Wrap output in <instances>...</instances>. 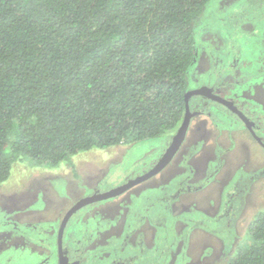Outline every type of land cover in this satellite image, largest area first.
<instances>
[{"label":"rangeland","instance_id":"1","mask_svg":"<svg viewBox=\"0 0 264 264\" xmlns=\"http://www.w3.org/2000/svg\"><path fill=\"white\" fill-rule=\"evenodd\" d=\"M200 21V44L187 74V90L224 66V73L241 75L236 94L251 92L253 86L264 101V4L212 0ZM198 101L193 96L189 106ZM246 107L250 121L260 126L254 104L248 101ZM242 127L195 116L163 171L104 200L79 227H74L79 215L100 203L70 216L67 223L77 234L88 228L116 236L106 239L107 246L93 248L97 254L101 251L97 260L94 251L88 254L91 249L82 247L87 235L79 245L80 259L87 264H226L252 217L264 207V149L237 129ZM174 133L81 152L71 156L70 164L61 162L54 169L17 162L0 186V264H56L57 231L66 212L91 189L104 193L140 177L160 160ZM194 161L199 174L184 177L179 164ZM68 230L65 227V235ZM72 236L69 233L67 242Z\"/></svg>","mask_w":264,"mask_h":264},{"label":"trees","instance_id":"2","mask_svg":"<svg viewBox=\"0 0 264 264\" xmlns=\"http://www.w3.org/2000/svg\"><path fill=\"white\" fill-rule=\"evenodd\" d=\"M211 1L0 0V186L17 162L173 133ZM262 209L226 264H264Z\"/></svg>","mask_w":264,"mask_h":264},{"label":"flooded vegetation","instance_id":"3","mask_svg":"<svg viewBox=\"0 0 264 264\" xmlns=\"http://www.w3.org/2000/svg\"><path fill=\"white\" fill-rule=\"evenodd\" d=\"M219 57L221 58V55H219ZM211 65L214 66L213 60H211ZM208 68H209V66H208ZM224 70H225V68L223 66L221 71L218 70V71H220L218 74H217V72H218L217 71L215 74H213L211 76L204 77L203 78L204 83L201 85H198L199 88L206 87V88H208L207 90H213L214 95H217L219 98L222 99V101H220L219 103H216V102L214 103L212 100H209V99L204 98L202 96H196V97H199V101L194 103L190 107L189 112L198 113V114L200 112L199 115L205 114L208 118H215L219 124H222L224 121L226 127H230V126H234V125H241L243 127L237 128V129L240 132L246 133L255 144H257L259 147L264 149V136H263V132L261 130V128H264V125H261V121H264V101L260 100L255 95L256 88H253V86H252V89H250L251 92L248 90V92H245V93L241 92V93L236 94V90H234V88L241 83V81H242L241 75H236L235 71H234V75H232V74L229 75L228 73H224ZM255 80H256V78H253V80H252L253 83ZM243 84H244V81H243ZM195 88H197V87H195ZM191 98L192 97H190V100H191ZM244 99L246 102H243ZM224 100L231 101L232 105L229 104V105L225 106ZM248 101H251L254 104L253 115H256L257 117L260 118V126H259V122H253L254 125L252 127V130L254 131L256 136L253 135L252 133H250V131L245 128L246 126L244 125V123L242 121V115H245L248 119L247 122H249V123L251 122L250 121L251 119L245 114V112L248 113L246 110V108H247L246 106L248 105ZM207 103H211V105L209 107L215 108L214 112L212 114L209 111V107L205 106V105H207ZM260 103H262V109L258 108V104H260ZM248 115H250V114L248 113ZM215 127H217V124ZM180 148H181V146H180ZM158 161H159V159L153 163V166L150 169H148L145 173L141 174L140 176L151 171L155 167V165L157 164ZM178 168L184 170V177H188V175L190 173H192L193 176H196L199 174V165H198L197 161H194L191 164H189V162H185V163L181 162L179 164ZM153 177H155V175L152 176V178ZM178 177H181V174H179ZM128 181L129 180H127L126 182H124L121 185H124ZM91 191L92 192L88 196H84L80 200H83L85 197L95 198L99 194H102V193H98L95 189H91ZM80 200H78L76 203H78ZM108 200H110V199H108ZM98 202L100 204L93 207L95 209L94 211H92L91 209H87L79 215V217L75 221L74 227H79V225L82 224V221L84 220V218L87 214H89L91 212H94V214H95V212L97 213L96 210H100L102 204H105L104 201H100V200H96L95 202H92L90 204H94V203H98ZM75 204L66 212L65 215H67L70 210L72 211ZM90 204H87L83 207H80V209L77 210L76 212L72 211L74 213L71 215L70 219L72 217H74V215L77 212L81 211L82 209H84L85 207H87ZM102 210L104 211L103 208H102ZM60 224H61V222H60ZM67 226H68L69 230L66 232V235L63 233V237L65 235V239L62 240V248H61L60 253H59V248L57 245H56V249L54 250L55 251L54 253L56 255V257L54 258L56 261V264H87V259H86V261L81 260L80 254H79V253H81V250L79 249V245H80L81 241H83V242L85 241L84 239L87 237V235H88V237L86 238V242H84L82 247L84 249H91L90 251H88V254L91 253V251H94V249H93L94 247L96 249L100 247V249H101V247L107 246L108 245L107 243H109V241L107 242L106 239L110 238V236H112V240L116 239V236L114 234H111L109 230L106 231V229L104 231H101L98 229H95L93 231H88L87 226H85L87 228V230H84V231L80 230L79 234H77L75 232V228L72 226L71 223L68 222L66 224V227ZM109 228L113 229L114 226H110ZM87 231L89 234L87 233ZM64 232H65V229H64ZM69 233H72L73 236L70 238V242L69 241L67 242V238L69 236ZM77 236H78V238L75 240L74 238ZM90 240L93 241L91 244H89ZM75 246L77 248L75 249L76 251L74 252ZM72 252H74L75 254H73ZM94 253H96V251H94ZM95 257L97 258V260H99V258L101 257V251L98 254L96 253ZM9 262H11V261L9 260Z\"/></svg>","mask_w":264,"mask_h":264},{"label":"water","instance_id":"4","mask_svg":"<svg viewBox=\"0 0 264 264\" xmlns=\"http://www.w3.org/2000/svg\"><path fill=\"white\" fill-rule=\"evenodd\" d=\"M207 89L208 88L203 87V88H198L195 90H189L185 93V95H184L185 113H184L181 125L178 128V130H176L175 135L172 137L169 146L167 147V149L165 150V152L161 156L160 160L157 162V164L155 165V167L151 171H149L148 173H146L140 177H137L133 180H129L124 185L116 187L115 189H112L110 191L99 194L95 198H86V199L80 200L78 203L75 204L72 211L76 212L77 210L80 209V207H83L87 204L95 202L96 200L104 201V200H108L110 198H113L114 196L118 195L119 193L133 187L135 184H137L141 181H144V180L156 175L161 170H163L170 163V161L173 159L174 155L177 153L181 144L183 143L185 136H186V130L189 127L190 120L193 117L198 115V113L189 112L190 108H189L188 101H189L190 97L202 96L204 98L212 100L214 103L215 102L219 103L220 101H222L221 98H219L217 95H214L213 90H207ZM224 103H225V106H227L229 104L232 105L231 101H228V100H224ZM247 120H248L247 117L245 115H242V121H243L244 125L246 126L245 128L247 130H249L250 133L255 135L254 131L252 130L254 123H252V122L249 123V122H247ZM72 211L70 210L69 213L67 215H65V217L62 219L59 230H58V239L57 240H58L59 253H60L61 248H62L64 229L66 227V224H67L69 217L74 213Z\"/></svg>","mask_w":264,"mask_h":264},{"label":"clouds","instance_id":"5","mask_svg":"<svg viewBox=\"0 0 264 264\" xmlns=\"http://www.w3.org/2000/svg\"><path fill=\"white\" fill-rule=\"evenodd\" d=\"M198 88H199V87L194 88V89H191V90H195V89H198ZM187 91H188V90H187ZM187 91H186V92H187ZM189 101H190V99H189ZM189 101H188V103H189ZM190 107H191V106H189V108H190ZM198 112H199V111H198ZM199 114H200V112H199ZM199 114H198V115H199ZM198 115H197V116H198ZM201 115H205V114H201ZM193 118H194V117H193ZM182 120H183V119H182ZM191 120H192V119H191ZM191 120H190V122H191ZM181 122H182V121H181ZM180 125H181V124H180ZM180 125H179V127H180ZM189 125H190V123H189ZM179 127H178V128H179ZM178 128H177L176 130H178ZM176 130H174L175 133H176ZM175 133H174V135H175ZM174 135L171 136V139H172V137H173ZM171 139H170V142H171ZM184 140H185V139H184ZM183 142H184V141H183ZM169 144H170V143H169ZM182 144H183V143H182ZM182 144H181V145H182ZM168 146H169V145H168ZM166 149H167V148H166ZM164 152H165V151H164ZM164 152H163V153H164ZM177 152H178V151H177ZM162 155H163V154H162ZM175 155H176V154H175ZM175 155H174V156H175ZM173 158H174V157H173ZM172 160H173V159H172ZM172 160H171V161H172ZM171 161H170V162H171Z\"/></svg>","mask_w":264,"mask_h":264}]
</instances>
